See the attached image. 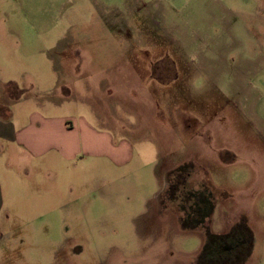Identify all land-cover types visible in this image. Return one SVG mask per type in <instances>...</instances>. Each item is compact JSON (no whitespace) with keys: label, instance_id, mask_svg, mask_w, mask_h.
<instances>
[{"label":"rangeland","instance_id":"rangeland-1","mask_svg":"<svg viewBox=\"0 0 264 264\" xmlns=\"http://www.w3.org/2000/svg\"><path fill=\"white\" fill-rule=\"evenodd\" d=\"M11 102L107 138L66 172L57 159L69 211L59 193L35 225L11 218L0 264H200L206 231L161 202L185 164L215 191L210 231L244 219L243 264H264V0H0V107Z\"/></svg>","mask_w":264,"mask_h":264},{"label":"crops","instance_id":"crops-1","mask_svg":"<svg viewBox=\"0 0 264 264\" xmlns=\"http://www.w3.org/2000/svg\"><path fill=\"white\" fill-rule=\"evenodd\" d=\"M12 103L8 109L0 107L1 244V236L8 231L11 218L26 217L29 218L26 225H35L37 218L50 217L54 208L51 204L53 197L60 194L67 197V200L63 199L67 213L69 182L66 180L65 187L59 186L57 159H61L66 172L69 161L79 156L75 154L79 148L84 155L91 156L90 148L104 145L107 138L104 132L93 128L84 118L43 113L42 109L26 115L22 110L14 109ZM122 144L116 149H121ZM45 178L47 197L42 193ZM43 200L50 203L45 215L40 210ZM16 208L18 213H14Z\"/></svg>","mask_w":264,"mask_h":264},{"label":"trees","instance_id":"trees-1","mask_svg":"<svg viewBox=\"0 0 264 264\" xmlns=\"http://www.w3.org/2000/svg\"><path fill=\"white\" fill-rule=\"evenodd\" d=\"M193 165L185 164L169 172L162 206L175 212L183 229L205 230L206 242L200 253V264H243L251 253L253 234L242 219L226 234L210 231L215 210V191L208 181L194 185Z\"/></svg>","mask_w":264,"mask_h":264}]
</instances>
